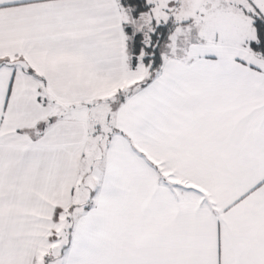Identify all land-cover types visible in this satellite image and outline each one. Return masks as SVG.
I'll use <instances>...</instances> for the list:
<instances>
[{"label": "snow or ice", "instance_id": "1", "mask_svg": "<svg viewBox=\"0 0 264 264\" xmlns=\"http://www.w3.org/2000/svg\"><path fill=\"white\" fill-rule=\"evenodd\" d=\"M0 264H264V0H0Z\"/></svg>", "mask_w": 264, "mask_h": 264}]
</instances>
